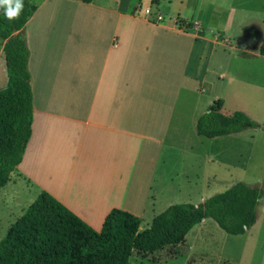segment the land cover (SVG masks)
<instances>
[{"label": "crops", "instance_id": "crops-1", "mask_svg": "<svg viewBox=\"0 0 264 264\" xmlns=\"http://www.w3.org/2000/svg\"><path fill=\"white\" fill-rule=\"evenodd\" d=\"M31 1L37 10L24 33L33 135L9 183L16 174L29 187H48L97 231L115 208L141 218L155 186H168L170 161L180 160L172 158L179 153L169 151L168 139L180 93L192 85L189 66L231 55L232 26L245 24V10L236 9L235 0H207L196 12V0L191 14L155 22L146 15L153 10L142 17L135 6L127 14L121 0L106 6L95 0ZM179 18L199 30L179 27ZM249 39L240 40V55L251 49ZM259 47L264 53V39ZM54 187H106L122 194L111 193L102 198L104 205L87 210ZM135 188L140 201L130 203Z\"/></svg>", "mask_w": 264, "mask_h": 264}, {"label": "rangeland", "instance_id": "rangeland-1", "mask_svg": "<svg viewBox=\"0 0 264 264\" xmlns=\"http://www.w3.org/2000/svg\"><path fill=\"white\" fill-rule=\"evenodd\" d=\"M111 1L95 0V3L106 6ZM121 1L127 14H131V8L136 6L144 17L145 11L151 9L153 15L161 13L165 22L183 16V13L191 14L196 2L158 0L157 5L156 0ZM206 1L198 0L200 5L196 12L203 10ZM213 1L221 4L229 0ZM235 8L245 10L246 22L242 26H232L235 37L231 41L233 53L222 54L221 58L215 57L211 62L203 59L200 66L192 64L188 68L191 75L187 76V81L188 84L192 82V85L180 93L168 139L169 151L179 153V156L173 154L172 158L180 160L170 161L168 186L166 181L163 187L155 186L153 194L146 201L145 213L141 217V231L150 228L154 217L171 205H199L238 183L264 190V53L260 52L259 47L264 39V23L259 21L264 20V0H235ZM244 35L249 36L251 49L248 54L240 55L238 45ZM2 42L0 39V47ZM203 82L207 83L206 86ZM7 84V67L2 57L0 89ZM219 100L225 103L223 114L232 116L236 111L244 112L261 127H251L238 134L214 139L200 136L196 130L197 119ZM30 185L15 174L12 183L2 189L0 242L11 226L48 188L38 187L34 182ZM54 188H62L70 199L87 210L104 205L102 198L113 193L106 187H69L68 191L64 187ZM121 194L113 193L116 198ZM140 197V191L135 188L127 199L130 203L135 199L139 202ZM257 213V223L243 235L227 234L214 220L207 219L197 225L182 244L152 254L134 251L130 264H264V197Z\"/></svg>", "mask_w": 264, "mask_h": 264}, {"label": "trees", "instance_id": "trees-1", "mask_svg": "<svg viewBox=\"0 0 264 264\" xmlns=\"http://www.w3.org/2000/svg\"><path fill=\"white\" fill-rule=\"evenodd\" d=\"M36 10L31 0H24L19 19L9 21L0 9V39L5 42L2 56L8 76L7 86L0 89V194L22 163L33 135L30 51L24 31ZM177 24L187 30L193 28L180 18ZM224 104L219 100L200 116V136L214 139L261 127L244 112L223 114ZM263 197L264 190L238 183L199 205L169 206L144 231L140 230L139 216L115 208L97 231L43 191L0 242V264H130L134 251L152 254L182 244L207 219L214 220L227 234H245L258 221L257 209Z\"/></svg>", "mask_w": 264, "mask_h": 264}, {"label": "clouds", "instance_id": "clouds-1", "mask_svg": "<svg viewBox=\"0 0 264 264\" xmlns=\"http://www.w3.org/2000/svg\"><path fill=\"white\" fill-rule=\"evenodd\" d=\"M0 9H3L7 20L19 19L24 9V0H0Z\"/></svg>", "mask_w": 264, "mask_h": 264}, {"label": "built area", "instance_id": "built-area-1", "mask_svg": "<svg viewBox=\"0 0 264 264\" xmlns=\"http://www.w3.org/2000/svg\"><path fill=\"white\" fill-rule=\"evenodd\" d=\"M146 15L149 17V20L155 21V22H161L164 20V16L161 13H158L157 15H153L152 11L147 10ZM196 30H199L198 26L193 27Z\"/></svg>", "mask_w": 264, "mask_h": 264}]
</instances>
